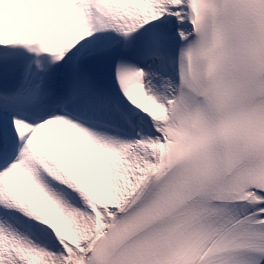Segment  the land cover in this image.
I'll use <instances>...</instances> for the list:
<instances>
[{
	"label": "snow or ice",
	"instance_id": "snow-or-ice-1",
	"mask_svg": "<svg viewBox=\"0 0 264 264\" xmlns=\"http://www.w3.org/2000/svg\"><path fill=\"white\" fill-rule=\"evenodd\" d=\"M0 264H264V0H0Z\"/></svg>",
	"mask_w": 264,
	"mask_h": 264
}]
</instances>
